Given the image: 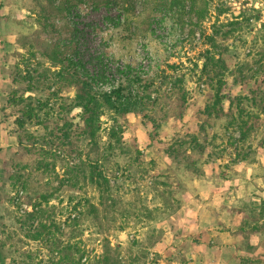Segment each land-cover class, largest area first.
<instances>
[{
  "label": "rangeland",
  "instance_id": "obj_1",
  "mask_svg": "<svg viewBox=\"0 0 264 264\" xmlns=\"http://www.w3.org/2000/svg\"><path fill=\"white\" fill-rule=\"evenodd\" d=\"M139 40L149 92L87 132L62 58ZM106 263L264 264V0H0V264Z\"/></svg>",
  "mask_w": 264,
  "mask_h": 264
},
{
  "label": "trees",
  "instance_id": "obj_2",
  "mask_svg": "<svg viewBox=\"0 0 264 264\" xmlns=\"http://www.w3.org/2000/svg\"><path fill=\"white\" fill-rule=\"evenodd\" d=\"M75 5L74 3L69 4L67 6L68 13L71 8ZM79 34L76 26L73 28V35L76 37ZM99 56H95L93 53H85L77 51L76 49L64 55L62 61H66V72L69 73L68 78H65L68 84L75 83L77 86L75 96L73 98V104L75 106H79L81 108V119L83 122V127L87 132L91 134L97 128V121L99 119V115L102 113V107H107L110 109H114L118 113H125L129 111V104L133 107H136V103L131 101V96L134 97V93L143 89L144 92H149L151 81L142 76L139 73H136L135 70L131 69L129 66L126 67L125 70H120L122 73L123 80L121 79L118 85L113 88L110 92H102L94 89L93 85L97 81H105L106 80V72L110 70V66L106 63L103 69H95L93 71H89L87 65L93 63L94 60L98 59ZM100 61H102L100 59ZM103 62V61H102ZM106 68V69H105ZM138 88V89H137ZM29 90V89H28ZM30 96H27L25 99L29 100ZM24 97H11L10 102L14 104H18L20 101H23ZM38 109L41 106H37ZM21 110V117L17 118V125L19 127H24L26 121H28L32 117H36V109L31 104L30 101H27L23 104ZM156 125V124H155ZM157 126V125H156ZM111 137H114L116 131L111 128L110 130ZM244 134V132H242ZM176 151V150H175ZM94 166H91V173L94 172ZM99 175V180L95 179L94 176H91L93 179V183L100 188V185H107L108 179L106 176L100 172L97 173ZM108 264V263H106Z\"/></svg>",
  "mask_w": 264,
  "mask_h": 264
},
{
  "label": "built area",
  "instance_id": "obj_3",
  "mask_svg": "<svg viewBox=\"0 0 264 264\" xmlns=\"http://www.w3.org/2000/svg\"><path fill=\"white\" fill-rule=\"evenodd\" d=\"M86 4L79 5L77 8L73 7V9L69 12V15L74 18L75 14L77 15L78 11H88ZM109 13L110 15L115 18L116 21L122 22L123 21V14L121 13V10L116 7L115 5L109 6ZM108 27L112 26V23H107ZM141 40H139V43L135 47V51L131 54L125 55L124 58H120L118 61L112 65L110 72H106V80L105 81H97L93 87L94 89L102 92H110L113 88H115L120 80L123 78L122 73L119 72L120 70H125L127 66H129L131 69L135 66V64H139V67L143 68V66L146 64V58L145 53L143 51L142 44L140 43ZM134 70V69H133ZM136 73H139L141 75H144V71L142 70H135Z\"/></svg>",
  "mask_w": 264,
  "mask_h": 264
}]
</instances>
